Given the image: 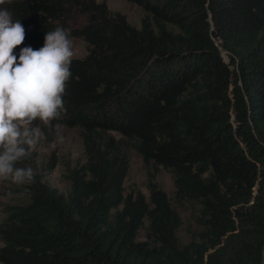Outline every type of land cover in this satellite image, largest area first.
Wrapping results in <instances>:
<instances>
[{"label":"trees","instance_id":"16d2710c","mask_svg":"<svg viewBox=\"0 0 264 264\" xmlns=\"http://www.w3.org/2000/svg\"><path fill=\"white\" fill-rule=\"evenodd\" d=\"M130 1L145 10L139 26L106 0L0 6L24 26L17 56L56 27L88 43L52 122L82 127L86 159L67 172V191L37 173L28 201L6 207L0 261L264 264V0ZM114 130L173 172L178 202L202 200L199 239L179 244L182 217L155 174L149 197L126 192L129 157Z\"/></svg>","mask_w":264,"mask_h":264},{"label":"clouds","instance_id":"9594fccd","mask_svg":"<svg viewBox=\"0 0 264 264\" xmlns=\"http://www.w3.org/2000/svg\"><path fill=\"white\" fill-rule=\"evenodd\" d=\"M12 2L0 0V6ZM24 40L23 24L0 7V180L15 184L35 181L31 167L16 165L42 138L39 124L51 127L67 112L63 97L74 55L70 33L62 27L45 34L43 47H22L17 56L14 49Z\"/></svg>","mask_w":264,"mask_h":264},{"label":"rangeland","instance_id":"374dc122","mask_svg":"<svg viewBox=\"0 0 264 264\" xmlns=\"http://www.w3.org/2000/svg\"><path fill=\"white\" fill-rule=\"evenodd\" d=\"M113 12L124 13L128 20L135 25L141 24L145 10L141 5L130 0H106ZM73 44V57L84 56L88 52V43L82 37L70 36ZM225 59L229 61L228 54L223 52ZM233 67V66H232ZM39 121H34L32 126H37ZM39 127L43 133L42 138L29 149V156L19 167H31L35 174L40 173L53 186L62 191H67L70 181L66 177L67 172L78 163L86 159L81 126H67L56 124L46 127L42 123ZM122 139L128 157L129 171L124 185L126 192L143 191L149 197L150 190L148 180L151 174H155V180L168 193L173 206L182 217V224L177 229L176 235L180 245H184L193 238L199 239L200 232L204 229L203 202L201 199H185L178 202L175 198V177L173 172L162 165L146 163L141 153L135 148L133 142L118 131H112ZM63 137L61 142L59 137ZM54 162V167L50 168ZM29 184H15L10 180H0V222L5 219L6 207L11 204H20L29 199ZM149 220L144 219L143 226L139 229L138 238L145 239ZM0 264H4L0 261Z\"/></svg>","mask_w":264,"mask_h":264}]
</instances>
